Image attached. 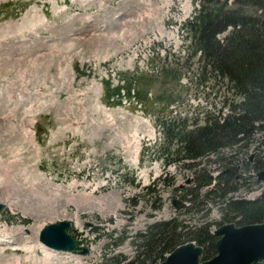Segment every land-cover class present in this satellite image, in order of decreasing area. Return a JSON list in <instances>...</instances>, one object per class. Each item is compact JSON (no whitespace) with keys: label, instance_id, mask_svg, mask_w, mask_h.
<instances>
[{"label":"rangeland","instance_id":"rangeland-1","mask_svg":"<svg viewBox=\"0 0 264 264\" xmlns=\"http://www.w3.org/2000/svg\"><path fill=\"white\" fill-rule=\"evenodd\" d=\"M202 1L0 0V264H112L134 255V237L152 223L206 221L211 231L234 223L210 200L207 216L188 213L183 197L184 207L172 205L193 172L174 153L166 123L189 127L238 99L226 79L201 68L184 25ZM151 51L161 68L152 76L139 68ZM129 88L145 95H127ZM251 153L264 159V133L236 154L237 173L250 182L229 196L250 199L264 185ZM210 159L201 164L216 174ZM62 219L88 255L37 244L40 228Z\"/></svg>","mask_w":264,"mask_h":264},{"label":"trees","instance_id":"trees-1","mask_svg":"<svg viewBox=\"0 0 264 264\" xmlns=\"http://www.w3.org/2000/svg\"><path fill=\"white\" fill-rule=\"evenodd\" d=\"M207 2L198 3L199 7L184 25L203 61L201 68L206 70L208 67L215 77L226 79L238 99L235 103L229 102L230 112L222 121L207 116L202 123L194 122L189 127L175 120L166 123V130L175 143L174 153L180 156L179 159L188 161L187 166L193 172L188 184L191 187L184 189L178 206L184 207L181 197L186 198L188 213L197 208L196 212L204 210L203 215L207 216L210 200L220 205L225 221H233L236 225L258 223L264 221V185L253 199L229 195L238 191L242 180L250 182L247 181L250 176L242 178L237 173L239 159L236 154L239 151L245 153L251 140L264 133V0H232L234 7L230 8L226 5L227 0L219 5ZM228 29L224 37H219ZM118 89L111 91L118 92ZM234 146L238 148L234 154L223 151ZM256 149L260 150L258 144ZM208 155L214 156L209 161L214 163L216 174L201 164ZM254 158L253 167L256 171L263 170L264 159L257 155ZM161 180L164 178L157 182ZM202 189L205 192L202 193ZM132 201L136 203L135 199ZM210 227V222L189 226L178 218L152 223L134 237V255H117L112 264H154L163 260L183 240L201 245L203 259H208L215 253L217 238Z\"/></svg>","mask_w":264,"mask_h":264},{"label":"water","instance_id":"water-1","mask_svg":"<svg viewBox=\"0 0 264 264\" xmlns=\"http://www.w3.org/2000/svg\"><path fill=\"white\" fill-rule=\"evenodd\" d=\"M253 156L254 153L249 159ZM257 176L258 182L263 181L264 170L258 172ZM191 181L192 177H187L184 183L189 184ZM172 202L176 207L178 200L173 199ZM3 208L4 205L0 203V213ZM71 229L67 219L49 223L40 229L38 241L55 251L88 254L89 250L81 245V240L73 238L69 233ZM213 234L217 239L214 244L215 254L210 259H202V246L186 242L176 246L157 264H258L264 261V221L239 226L232 222L224 223Z\"/></svg>","mask_w":264,"mask_h":264},{"label":"bare ground","instance_id":"bare-ground-1","mask_svg":"<svg viewBox=\"0 0 264 264\" xmlns=\"http://www.w3.org/2000/svg\"><path fill=\"white\" fill-rule=\"evenodd\" d=\"M151 130H152V129H151ZM152 133H153V132H152ZM38 245L41 246V247H43V248H46V249H48V250H52V249H49V248H47V247H45V246H43V245H41V244H39V243H38ZM52 251H54V250H52ZM55 252H57V251H55Z\"/></svg>","mask_w":264,"mask_h":264}]
</instances>
